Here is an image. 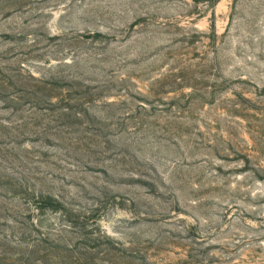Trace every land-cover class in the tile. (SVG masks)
<instances>
[{
    "label": "rangeland",
    "instance_id": "obj_1",
    "mask_svg": "<svg viewBox=\"0 0 264 264\" xmlns=\"http://www.w3.org/2000/svg\"><path fill=\"white\" fill-rule=\"evenodd\" d=\"M0 264H264V0H0Z\"/></svg>",
    "mask_w": 264,
    "mask_h": 264
}]
</instances>
